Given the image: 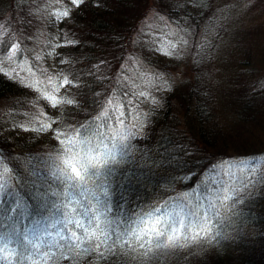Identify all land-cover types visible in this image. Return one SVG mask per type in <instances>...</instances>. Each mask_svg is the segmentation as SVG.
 <instances>
[{"label":"trees","instance_id":"1","mask_svg":"<svg viewBox=\"0 0 264 264\" xmlns=\"http://www.w3.org/2000/svg\"><path fill=\"white\" fill-rule=\"evenodd\" d=\"M246 1L226 10L216 0H194L192 6L190 0H96L98 8L87 0L61 22L51 12L62 10L66 0H0V18L11 21L25 66L47 70L45 75L34 68L30 76L5 64L8 75L0 74V155L6 160L0 166V264H66L68 254L75 257L72 264H90L88 253L66 251L61 238L74 231L67 220L87 224L94 210L98 222H105L97 203L105 192L113 206L110 219L132 224L154 212L173 227L180 220L188 226L175 245L154 248L148 257L108 256V264H264V90L256 86L264 71L251 73L256 68L245 65L247 59L231 68L229 61L213 58L206 38L217 27L215 43L225 30L231 34L228 45L237 20L255 7ZM146 12L157 29L143 25ZM52 21L59 22V43L76 41L57 51L60 78H75L78 85L62 91V99L75 103H61L58 113H50L38 95L58 97L47 84L56 72L45 66L54 50ZM171 44L176 47H169L168 57L192 64L185 77L169 67L166 72L158 59L156 49ZM33 82L39 92L25 86ZM109 90L124 114L123 126L105 103ZM142 91L149 93L147 100ZM40 123L51 127L24 130ZM113 155L109 181L90 174ZM69 164L83 179L75 178ZM233 190L238 195L224 200ZM205 218L211 235L192 240Z\"/></svg>","mask_w":264,"mask_h":264},{"label":"snow or ice","instance_id":"2","mask_svg":"<svg viewBox=\"0 0 264 264\" xmlns=\"http://www.w3.org/2000/svg\"><path fill=\"white\" fill-rule=\"evenodd\" d=\"M57 3H60L61 0H56ZM87 3V0H66V4L62 10L51 12V15L58 21H63L71 17L72 12L75 10H79L83 5ZM194 3V0H190V6ZM102 4L93 0V7H101ZM148 13L144 14L143 19L147 20ZM162 19V18H161ZM16 32L19 29H15ZM6 37V38H5ZM14 33L11 31V21H8L7 24L0 18V74L8 75V73L4 72L5 64L7 67L11 68L13 72H26L30 76H34L33 69H37L42 74L47 73L46 69L39 68L38 65L33 64L31 66L26 67L23 57V49L20 46L18 40L14 39ZM76 41L64 39L63 43H58L54 47L55 48H67L74 46ZM169 47L175 48V44L171 45H162L157 48L161 55L164 56H172L173 53L169 51ZM52 53H49L51 55ZM36 61H40L42 57L40 55H36L34 57ZM15 61V63H12ZM61 64L68 63L67 60L61 58ZM59 79V83H56V80ZM21 84H24V79H20ZM150 85L154 83L151 79L146 81ZM47 84L52 86V93H58L61 87L67 88L78 85L75 83V78L70 80L66 75L62 76V78H57L53 76H47ZM29 88H36L39 92V87L35 82L28 83L25 85ZM161 87H166V84H161ZM256 86L261 90H264V80L256 81ZM43 99L48 101L49 105L52 108H56L61 103H67L69 105H73L75 101L72 99H60L56 95L51 93H43ZM111 96V90H109L108 96L105 97V103L113 109V112L117 113L116 119L123 126V112L120 111V108L113 105L112 100L108 97ZM139 96L144 97L146 100L149 97V93L140 92ZM151 103L155 104L156 100L154 97L151 98ZM122 107V106H120ZM102 115L107 117L108 110L102 109ZM135 126V125H134ZM22 127V126H21ZM51 125H45L40 123L39 128L37 129H24L25 131H41L47 128H50ZM55 131V130H53ZM129 135H132L131 133ZM123 140L129 139V136L121 137ZM57 143H59V136H57ZM130 148L131 145H128ZM170 158V157H169ZM151 159V157H149ZM116 157L113 155L110 157V161L106 160L104 162V167L98 170L97 167H93L90 170V174L93 177H96L103 181H109L112 176L113 168L115 167ZM111 162V163H110ZM6 163L5 158L0 155V166ZM253 164L256 161H252ZM243 164L238 165V167H243ZM231 167V166H229ZM70 171L75 174L76 179H83L81 177V173L74 167H71L69 164ZM251 170V169H250ZM2 167H0V174H2ZM73 177L69 176L65 179V182L68 180H72ZM130 182V180H129ZM245 187H248L245 184ZM233 194H237L236 190H233L231 193H224V200H229ZM105 199L104 201L97 200V203L101 204V207L104 209V212L101 213L104 219V223L100 224L98 221L100 217L96 215V212L99 209L93 211V215L89 217V222L87 224L82 223L80 220H67L66 224L71 225L74 231L68 232L65 237L61 238V243L64 246V249H82L83 252L89 254V262L96 260H103L105 264H108V256H112L114 259L127 255L128 253H133L137 257H148L153 249H159L161 247H168L170 245H175L181 238V233L188 226H186L183 220L177 221L176 227H173L172 224L167 223L162 217L154 215V212H145L141 215H138L137 219L129 224L126 221L117 220L115 216L111 219L109 218V214L113 212V206L110 204L107 192L104 193ZM91 208V206H88ZM154 211H159V209H155ZM95 229L94 231L92 229ZM67 232V229H66ZM201 235L210 236L211 235V227L207 223V218H205L202 226L200 227L199 232L194 233L191 236L192 240H197ZM188 239V236L185 235V240ZM53 247V246H49ZM47 251V248L45 249ZM56 251L59 252L60 248H56ZM63 255V253H62ZM54 260L58 259L55 255L52 257ZM64 260L66 264H72L73 259L75 258L73 255L68 254L64 255Z\"/></svg>","mask_w":264,"mask_h":264},{"label":"rangeland","instance_id":"3","mask_svg":"<svg viewBox=\"0 0 264 264\" xmlns=\"http://www.w3.org/2000/svg\"><path fill=\"white\" fill-rule=\"evenodd\" d=\"M253 1H255V7L253 8V11L245 10V12L243 13V17L237 20V22L235 21L237 24L235 34H232V38L230 39V43L228 45H225V43L227 41V36L228 38H230L231 34L228 35L225 30L223 31V35L221 36L220 40L216 42L217 44L215 43L217 27L207 30L206 38L214 47V51L212 52L213 58L218 57L229 61L231 64V68L243 62V59H247L249 61V64H247L246 62L243 63L245 65H248L249 67H255V70L250 71L251 73L258 74L264 71V0H247L246 5ZM237 2H240V0H216V4L218 6L224 7L227 5L226 10H231L237 7L235 4ZM76 11L78 10L73 11L72 14ZM153 16V14L148 15L147 20L144 21L143 25L147 24L151 29H157V24L155 25V19L153 18ZM54 24V33L56 37L50 44L52 47L58 44L60 40L58 30L59 22H54ZM58 50L59 48L54 47V50L50 57L45 58L47 61V65L45 66L56 72L57 78H60V72L57 65L58 61L56 57ZM153 58H156V55L152 54L151 59L154 60ZM158 59L167 66H164L166 70L163 68L160 69L168 72L169 67L174 71L175 74L182 75L184 77L190 73V70L192 68L191 63L175 62L176 59L161 54H159ZM212 61L214 60L212 59ZM209 64L214 66L215 62ZM56 83L58 84L59 82L57 81ZM64 89V87L60 88L59 92L57 93L58 98L62 99L61 93ZM42 94L43 93L40 92L38 93V95H40V99L43 98ZM62 104L65 105L64 103ZM63 105L54 109L50 108L49 112L58 113L59 109ZM198 140L202 139L198 138ZM228 142L229 146L225 147L226 151H229L232 145V141ZM205 144L206 143L203 141V146Z\"/></svg>","mask_w":264,"mask_h":264}]
</instances>
